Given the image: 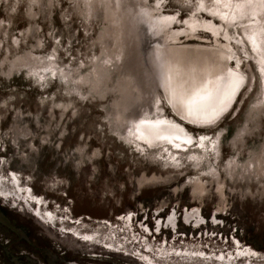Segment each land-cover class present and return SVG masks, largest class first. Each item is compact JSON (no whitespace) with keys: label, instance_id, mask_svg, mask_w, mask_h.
<instances>
[{"label":"rangeland","instance_id":"1","mask_svg":"<svg viewBox=\"0 0 264 264\" xmlns=\"http://www.w3.org/2000/svg\"><path fill=\"white\" fill-rule=\"evenodd\" d=\"M250 7L258 23L252 0H0V225L44 264H264ZM193 55L231 72L208 91L231 93L221 118L176 103Z\"/></svg>","mask_w":264,"mask_h":264},{"label":"bare ground","instance_id":"2","mask_svg":"<svg viewBox=\"0 0 264 264\" xmlns=\"http://www.w3.org/2000/svg\"><path fill=\"white\" fill-rule=\"evenodd\" d=\"M260 27H262V26H260ZM260 29L262 30V28H260ZM209 31L211 33H214L213 29H211V28ZM262 32H264V31H262ZM221 47H223V46H221ZM194 49H197V48L194 47ZM227 50H229V49H227ZM191 53L196 55L199 53V51L194 50ZM195 55L191 56L192 59H193V57H196ZM198 57H200V56H197L196 58H198ZM196 58L190 61L189 59L185 60V58H183V56H181V58L176 59L174 62H172V65H174L175 70H179L180 76L182 78V85L183 86L180 88L181 89L180 91L183 90L185 95H187V97H186L187 100H184L182 102L178 100L176 103L178 105H180V107H182L183 109L185 108V113L187 116L191 115L190 117H196V116L200 115L201 117H203L205 119L214 120L215 118H219V115H220V118H221L222 115L219 114L223 111L222 110L223 108L221 106L225 105V103L228 102L229 99H227V98H228V96H230L231 93L229 94L230 91L227 90V93H225V94H227V95L229 94L228 96L223 94V96H221L220 99H218L219 98L218 97L217 100L213 103L211 101V98H210L211 96H210L208 91H210V88H214L216 81L219 80L224 73L227 75V79H226L227 84L232 85L230 83V81L232 79L231 78V72L228 68L226 69V67H225V70L223 68H220L219 70H217L216 74L211 76L212 73L216 69L214 67L210 68V66H211L210 60L208 58L203 57V59L200 62H198V59H196ZM165 61H166V58H165ZM211 62L213 63L212 60H211ZM222 64H224L223 59H222L221 67L225 66ZM172 65H171V67H172ZM175 66H177V68ZM164 68H163V70H164ZM166 68L168 69V66H166ZM233 81L237 82L236 80H233ZM194 82H196L195 83L196 86H195V84H193ZM216 95H218V94L216 93ZM175 111H177V110H175ZM188 112H190L192 114H190ZM176 113L179 117L181 116V114L178 113V111ZM199 113H201V114H199ZM190 117L187 119H184V120L189 121ZM198 118H197V121L201 122L200 119H198ZM197 121L194 120V122H197ZM190 122L192 123V121H190ZM166 126H167V128H170V129H172L174 127L172 125H166ZM210 126H212V125H210ZM149 128L151 129V131H150V133H147V134H148V136L153 137L152 134L153 135L158 134L159 130H160V132H162L164 126H153V125H151V127H149ZM174 128H176V127H174ZM154 131L156 133H154ZM180 132H182V131L180 130ZM168 135L169 134L162 135L161 138L167 139V141H169ZM173 135L175 136L176 134L173 133ZM178 136H180V135H178ZM178 136L176 135V138ZM178 138H180V137H178ZM174 140H171V142L175 143ZM177 140H182V139H177ZM182 142H185L184 139ZM226 171H227V169H226Z\"/></svg>","mask_w":264,"mask_h":264},{"label":"flooded vegetation","instance_id":"3","mask_svg":"<svg viewBox=\"0 0 264 264\" xmlns=\"http://www.w3.org/2000/svg\"><path fill=\"white\" fill-rule=\"evenodd\" d=\"M252 1L256 2V4L258 3L259 6L264 7V0H252ZM261 10H263V8H261ZM261 12L262 13L257 18L258 23L252 22L253 18L251 19V17L254 15V12L252 11L251 7L249 10L245 12L243 17L242 16L240 17H242V19L244 18L246 23H248L249 25V28L245 27V29L247 30V38H248V42L250 43V45L253 48L259 50V54L257 55L258 57H260V60L258 62H260L261 64H264V60H263L264 59V32H262L264 31V11H261ZM236 14L237 13H235V15ZM215 15L216 17H218V19L222 21H226V23L227 22L233 23L234 21H236V19L237 20L240 19V18L234 19L235 15L233 14L228 17L227 15L225 16H221L218 14H215ZM257 24L259 26H262L260 27L262 28V30L258 27ZM240 65H241V62L238 61L237 66H240ZM16 233H17L16 230L10 227L0 225V264H44V262H42L43 258H42L41 252L40 253L36 252L37 249L41 248L40 242L33 236H31L32 238L31 240L33 244H30L26 242L25 240L20 242L21 241L20 238H19V242H17L18 240L16 239V236H18V234ZM95 238H98V235H94L90 237L89 240H95ZM101 243L104 244V242H101ZM38 246L40 247L37 248Z\"/></svg>","mask_w":264,"mask_h":264},{"label":"snow or ice","instance_id":"4","mask_svg":"<svg viewBox=\"0 0 264 264\" xmlns=\"http://www.w3.org/2000/svg\"><path fill=\"white\" fill-rule=\"evenodd\" d=\"M142 124H151L150 121H141ZM178 138V137H177Z\"/></svg>","mask_w":264,"mask_h":264}]
</instances>
